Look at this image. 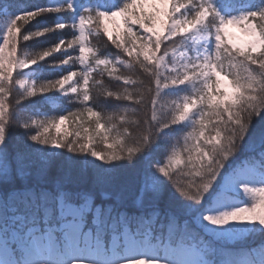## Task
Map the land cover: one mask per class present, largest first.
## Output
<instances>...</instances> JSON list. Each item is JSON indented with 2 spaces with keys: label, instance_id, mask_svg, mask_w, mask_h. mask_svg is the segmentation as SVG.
<instances>
[{
  "label": "snow or ice",
  "instance_id": "1",
  "mask_svg": "<svg viewBox=\"0 0 264 264\" xmlns=\"http://www.w3.org/2000/svg\"><path fill=\"white\" fill-rule=\"evenodd\" d=\"M9 7L0 5V15L8 17L0 40V146L6 142L10 98L16 88L21 95L15 103L52 91L75 96L81 105L77 110L51 119H33L22 126L38 129L29 136L34 142L90 153L106 163L131 160L148 143L155 122L162 121L160 127L168 128L195 113V126L185 137L183 148H174L157 171L171 180L182 196L199 204L225 162L238 150L253 117L264 109V9L225 18L209 0H120L114 5L99 0L93 9L85 8L77 23L57 21L48 28L24 33L25 26L37 17L62 9L37 8L9 15ZM72 7L67 4V10ZM184 10L190 15H184ZM209 24L213 29L207 34L213 41L210 54L189 61L170 44L176 37ZM230 28L238 29L241 36L235 37ZM65 29L70 30L71 39L61 38L35 54L21 53L23 41ZM94 32H102L122 56L116 61L99 56L89 46ZM70 50L78 55L63 56L58 64H78L82 71L70 70L58 79L40 83L18 79L19 73ZM118 64L128 72H121ZM97 74L121 82L120 86L105 89ZM192 81L200 84L196 94L179 101L162 96L164 89ZM94 91L129 106L119 114L102 112L96 107ZM210 128L214 135L209 134ZM96 137L103 140L104 150H96ZM244 176L240 171L229 180L249 195L252 203L205 216L210 224L257 223L264 227V186L242 183ZM196 178L202 179L196 182ZM17 179L25 185L35 183L0 198V264H50L45 257L83 249L98 255V264H159L134 252L123 261L105 258L106 241L113 249L121 242L134 248L136 234L147 223L130 215L122 202L115 207L98 203L91 189L83 187L90 183L111 185L115 182L112 175L71 166L60 167L53 174L49 162L32 160L22 152L12 159L0 153V183ZM158 191L157 182L148 178L141 195ZM112 196L111 191L101 192L104 200ZM169 231L174 236L171 227ZM67 264L89 262L73 257Z\"/></svg>",
  "mask_w": 264,
  "mask_h": 264
},
{
  "label": "trees",
  "instance_id": "2",
  "mask_svg": "<svg viewBox=\"0 0 264 264\" xmlns=\"http://www.w3.org/2000/svg\"><path fill=\"white\" fill-rule=\"evenodd\" d=\"M99 0H0V5H9V15H14L20 11L35 10L37 8H61L62 11L48 13L37 17L23 29L24 33L48 28L57 21L63 23H77L85 8L93 9ZM120 0H109L110 4H117ZM220 16L228 18V10L235 16L247 15L251 11L264 9V0H209ZM72 4V9L67 10V4ZM184 14L190 15L188 10ZM7 19V16L0 15V20ZM206 33L213 31L210 24L203 25ZM70 30L63 32H50L44 36L21 43V53L35 54L36 52L55 44L59 39H71ZM90 45L98 55L116 61L118 56H122L119 50L108 41L102 32H94L89 36ZM211 42L210 53L213 50ZM175 47L185 45V37L175 38ZM78 55V52L70 50L68 53H56L47 60L34 65L31 69L18 74V79L25 81H36L37 83L46 80H55L66 74L70 70H83L78 64L59 65V59L66 55ZM120 71L127 73L128 69L123 64H118ZM28 71V74H27ZM133 72L136 70L133 69ZM96 79L102 80L104 88L116 90L119 81L110 80L107 75H96ZM200 91V84L194 83L190 88L177 89L174 92H162L166 100H175L182 96H191ZM21 92L18 88L13 89L10 98L12 108L8 113L6 123L7 138L4 146H0V153H5L9 159L17 153H24L35 161H46L51 164V172L64 166H71L76 169H87L89 172L109 174L115 178L111 185L102 186L88 184L83 187L91 189L98 203L116 205L123 203L126 211L130 215L142 217L147 223L143 224L135 237L150 235L151 243L168 242L169 246L176 248L180 245L207 246L211 252H204L205 257L211 260L212 264H264V231H254L241 241L229 244L225 241L214 240L205 236L196 227L195 220L200 212L210 205L211 200L218 194L224 177L230 172L242 167L243 163L260 160L264 156V109L260 114L254 116L245 138L241 141L236 150L225 162L224 168L212 183L209 191L205 193L199 204L182 196L175 185L167 177L161 175L157 168L162 166L174 148H183L184 139L191 132L194 125L193 117L183 123L172 125L168 128H161L162 121L155 122L149 132V141L145 147L137 152L129 160L127 158L119 161L106 163L90 153L71 152L66 147L53 150L52 146L40 144L29 139L34 135L37 128L30 126L23 127L24 123L31 120H44L66 115L70 111H75L81 107L77 98L72 95H63L61 92L52 91L44 95H37L30 99H25L20 103H15ZM96 96V107L105 113H121L129 106L127 102L115 99H106L102 91H94ZM94 127V125H93ZM211 135L215 132L211 131ZM113 135H115L113 133ZM127 142V138H126ZM96 150H104L105 144L100 137L95 138ZM148 178H153L158 185L159 191L156 193H145L141 195V189ZM191 179V177H185ZM202 178H196L199 182ZM34 180L28 185L23 184L19 179L15 183H0V198L7 197L10 193H15L16 189L33 186ZM50 186V185H49ZM102 191H111L112 198L104 200L101 197ZM119 197V198H117ZM155 218V219H153ZM174 221V223H173ZM170 227L174 231V236L170 234ZM110 242L106 241L109 248ZM117 250H121L118 247Z\"/></svg>",
  "mask_w": 264,
  "mask_h": 264
},
{
  "label": "rangeland",
  "instance_id": "3",
  "mask_svg": "<svg viewBox=\"0 0 264 264\" xmlns=\"http://www.w3.org/2000/svg\"><path fill=\"white\" fill-rule=\"evenodd\" d=\"M55 1L57 3L60 2V0ZM227 14L228 18H239L241 16H235L229 10ZM7 26V19L0 20V40H2ZM134 30L138 32L141 31L138 26H134ZM229 31L237 38L241 36L238 29L230 28ZM181 37H185L186 43L185 45L175 47V49L177 53H184V58L186 60H193L197 58L198 55H204L205 52L210 54L211 42L209 41V37L203 25L197 30ZM194 83L197 82L192 81L178 87H170L164 89L163 92H174L177 89L190 88ZM183 97L185 96L175 100L179 101L183 99ZM52 149L57 150L55 147H52ZM240 171L245 173L244 179L241 181L242 183L255 187L264 186V156L260 160L243 163L241 168L230 172L224 177L218 194L211 200L210 205L198 214L195 220L196 227L199 228L205 236L214 240H221L229 244H234L241 241L254 231H264V227H261L257 223L229 222L218 227L210 224L204 219L207 215H217L226 210H231L238 206H248L252 203L251 197L245 194L237 184L232 183L229 180L230 176H233ZM118 247H121V250H117ZM118 247L113 249L110 244L109 248H105V258L113 262L123 261L130 255V253L134 252L136 256L140 258H146L149 261H158L159 264H212L211 260L204 255V252H211L207 246L203 245L197 247L194 244H190L172 248L167 241L163 244H160L159 241L151 243L149 233L144 237H135L134 248H131L126 242H121ZM179 251H183L187 254L180 255ZM73 257L84 259L88 261L89 264H98L100 260L98 255L89 252L87 249L80 250L79 252L65 251L61 254H54L51 258L45 257V259H50V264H67L68 260Z\"/></svg>",
  "mask_w": 264,
  "mask_h": 264
}]
</instances>
